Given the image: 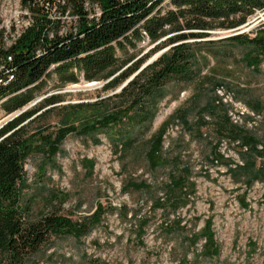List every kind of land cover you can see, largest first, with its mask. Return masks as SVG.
Returning <instances> with one entry per match:
<instances>
[{
	"label": "rangeland",
	"instance_id": "obj_1",
	"mask_svg": "<svg viewBox=\"0 0 264 264\" xmlns=\"http://www.w3.org/2000/svg\"><path fill=\"white\" fill-rule=\"evenodd\" d=\"M44 1L0 0V34L4 46L8 47L30 21L31 14L24 3L41 7ZM161 7L163 11L173 9L171 0H164ZM50 13L52 18L60 17L59 33H64L70 25L68 12L60 15L59 11L52 10ZM263 18L262 12H256L248 18L247 22L253 24L247 28L252 27L251 31L263 28ZM223 31L216 30L202 41L231 34ZM152 48L153 45L145 41L130 53H136V58L149 56L147 62L158 53L151 54ZM239 48L236 46L234 50ZM209 60L191 84L166 86V98L150 130L135 128L136 141L129 152L115 154L112 139L99 134V142L67 136L53 163L43 149L31 153L24 164L28 188L22 196L29 203L30 217L54 212L75 220L91 216L97 205L104 213L87 237L80 240L71 236L52 238L29 264H264V177L250 186L246 176L239 182L233 180L227 169L235 164L242 165L246 158L243 159L241 153L246 151L229 136L232 126L226 116L227 108L211 107L215 87L223 85L237 101L261 116L256 130L246 126L234 128L242 129L258 141L262 154L255 157L254 163L256 168L264 166V75L244 71V64L237 61H228L231 65L228 68L227 63L215 60L210 66ZM244 81L254 85L246 92L248 97L263 98L242 99L239 84ZM95 82V85H88L80 77L78 83L58 90L55 89L58 84L55 76L48 79L43 97L57 94L63 99L50 113L44 112L25 122L26 132L33 134L46 125L51 131L65 116L76 119L67 106L92 104L111 95L102 90L104 81ZM43 97L17 112L22 113ZM255 103L257 109L251 107ZM183 111H187L186 121L190 127L175 121L176 116L164 135L163 155L158 165L156 168L149 166L145 153L150 135L171 115ZM88 114L81 112L80 117ZM8 115L0 107V123ZM199 117L205 122L201 127L197 122ZM90 160L94 163L92 175L86 164ZM175 167L186 177L183 204L173 212L153 210V201L157 198L163 201L167 196L165 187L178 174ZM129 181H145L151 191L124 192L122 186ZM123 208L129 211L126 220ZM134 215L136 220L141 217L148 221L141 237L133 226ZM208 220H211L210 228L218 247L215 255L209 254L212 246L205 244L202 234Z\"/></svg>",
	"mask_w": 264,
	"mask_h": 264
},
{
	"label": "trees",
	"instance_id": "obj_2",
	"mask_svg": "<svg viewBox=\"0 0 264 264\" xmlns=\"http://www.w3.org/2000/svg\"><path fill=\"white\" fill-rule=\"evenodd\" d=\"M163 1L45 0L41 7L24 3L31 14L27 26L8 47L2 43L0 34V107L6 114L20 111L43 97L46 82L53 76L58 81L55 86L58 90L78 83L81 77L85 82L107 81L102 90L111 92L92 104L67 106L76 119L65 116L51 131L46 125L29 134L25 122L44 112L50 113L63 99L57 94L43 97L0 129V264H29L52 238L87 237L104 213L97 205L91 216L75 220L54 212L30 217L29 203L22 196L28 188L24 164L31 153L43 149L53 163L67 136L99 142V134L112 139L115 154L129 152L136 141L135 128L150 130L166 98L168 84L194 82L207 63V56L219 58V62L229 58V48H214L208 39H202L216 30L241 27L256 12L264 11V0H171L173 9L166 11L161 7ZM52 10L62 15L68 12L70 25L64 33H59L61 19L52 18ZM261 39L256 35L247 39V43L254 45ZM145 41L153 45L151 54L167 49L114 93L148 59L147 55L136 58V53H130ZM244 63L258 64L253 59ZM211 107L215 108L213 104ZM85 111L88 116L80 117ZM186 118L187 111L171 115L150 135L145 153L149 166L156 168L163 155L164 135L169 125L175 120L190 127ZM197 122L200 127L205 124L202 117ZM229 132L233 142L238 140L240 147H247L246 153H241L246 158L242 165L228 167L230 176L235 182L246 176L249 186L255 180H262L264 166L256 168L254 163L255 157L262 154L258 141L239 128L229 127ZM86 164L92 175L93 161ZM181 172L178 170L177 176L166 185L165 199L153 201V210L173 212L183 204L186 177ZM122 190L147 193L151 187L145 181H129ZM122 210L126 220L129 211ZM133 218V226L141 237L148 221L141 217L136 220V215ZM210 227L208 220L202 234L205 244L212 246L209 254L215 255L218 247Z\"/></svg>",
	"mask_w": 264,
	"mask_h": 264
},
{
	"label": "crops",
	"instance_id": "obj_3",
	"mask_svg": "<svg viewBox=\"0 0 264 264\" xmlns=\"http://www.w3.org/2000/svg\"><path fill=\"white\" fill-rule=\"evenodd\" d=\"M257 35L258 38H262L261 42L257 43V44H248L247 43V39H252ZM232 37V36H231ZM211 43V45L214 48H222V49H230V56L229 58L226 59H222V63H227L228 61H237L240 63L244 64V71L247 70L250 73H254L256 75H264V27L263 28H259L257 29V31H251L248 34H244L240 37L237 38H230V37H226V38H221V39H214V40H209ZM232 46H237L240 47L237 50H234V48H232ZM208 59H210L209 61H211L212 63H210V66H213L214 64V60L216 62H219L220 59L219 58H214L212 59L210 56H207ZM250 60L253 59V61L256 63H258L255 66L252 65H245L244 61L245 60ZM229 66H226L228 68H231L230 63L228 64ZM239 90H240V97L244 100H248V99H261L263 97H248L246 95V92L249 91V89L251 87H254V85H252V83H249L247 81H244L243 83L239 84ZM252 108L257 109L258 108V104H251Z\"/></svg>",
	"mask_w": 264,
	"mask_h": 264
},
{
	"label": "built area",
	"instance_id": "obj_4",
	"mask_svg": "<svg viewBox=\"0 0 264 264\" xmlns=\"http://www.w3.org/2000/svg\"><path fill=\"white\" fill-rule=\"evenodd\" d=\"M257 13H259V12H257ZM59 14L62 15L61 13H59ZM65 14H67V11H66ZM262 15L264 16V11L262 12ZM54 18H58V17H54ZM262 20H264V18ZM260 22L261 21H259L258 23H260ZM249 24L252 25L253 22H249L248 21L244 25L246 27ZM242 26L238 27L236 29H233V30H228V31H223V32H229V33H231L230 35H233V34H236V33L243 34L245 32H248L252 28V27L245 28L243 26L245 28L244 29ZM213 33H216V32H213ZM230 35L221 36L220 38L227 37V36H230ZM213 105L215 107H226L227 108L226 116H227L229 124L232 127L246 126L247 128H249L251 130H256L258 128V123L260 122V121H258V119L261 116L258 115V114H255L253 111H250L246 107V105L243 104L242 102L237 101L234 98L233 93L227 91L226 88L223 85H218V86L215 87ZM205 119H206L207 122L210 121L208 117H206ZM203 136L206 137V134H204ZM235 143L239 145V141L238 140L235 141ZM219 144L223 145V143H219ZM241 148L244 151H247V147L246 146H243ZM235 156H236V159L238 160V162L240 163L238 156L237 155H235Z\"/></svg>",
	"mask_w": 264,
	"mask_h": 264
},
{
	"label": "water",
	"instance_id": "obj_5",
	"mask_svg": "<svg viewBox=\"0 0 264 264\" xmlns=\"http://www.w3.org/2000/svg\"><path fill=\"white\" fill-rule=\"evenodd\" d=\"M241 33H236V34H233V35H230L231 36H236V35H239ZM166 49L158 52L155 57H153L152 59L148 60L147 62H145L138 71H136L132 76H130L129 79H127L114 93H117L119 92L123 87H125L127 85L128 82H130L140 71H142L145 67H147L149 64H151L157 57H159L163 52H165ZM109 81V80H108ZM107 82V81H106ZM105 82V83H106ZM96 82H88V85H95ZM19 113L21 112H14V113H11L9 114L5 120L0 123V129L5 125L7 124L9 121H11L12 119H14L15 117H17L19 115Z\"/></svg>",
	"mask_w": 264,
	"mask_h": 264
},
{
	"label": "bare ground",
	"instance_id": "obj_6",
	"mask_svg": "<svg viewBox=\"0 0 264 264\" xmlns=\"http://www.w3.org/2000/svg\"><path fill=\"white\" fill-rule=\"evenodd\" d=\"M246 28H247V26H246ZM245 29V28H244ZM2 123V122H1Z\"/></svg>",
	"mask_w": 264,
	"mask_h": 264
}]
</instances>
